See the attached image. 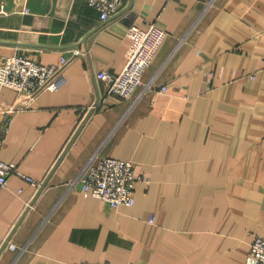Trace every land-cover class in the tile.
Instances as JSON below:
<instances>
[{
  "label": "crops",
  "instance_id": "1",
  "mask_svg": "<svg viewBox=\"0 0 264 264\" xmlns=\"http://www.w3.org/2000/svg\"><path fill=\"white\" fill-rule=\"evenodd\" d=\"M12 3L0 0V60L69 64L58 90L9 124L0 113V160L23 176L0 190V264H244L264 235V0H122L105 22L88 0ZM150 24L166 38L140 96L106 95L96 74L119 73ZM16 97L0 88V105ZM96 154L149 180L132 206L70 186Z\"/></svg>",
  "mask_w": 264,
  "mask_h": 264
},
{
  "label": "built area",
  "instance_id": "2",
  "mask_svg": "<svg viewBox=\"0 0 264 264\" xmlns=\"http://www.w3.org/2000/svg\"><path fill=\"white\" fill-rule=\"evenodd\" d=\"M121 1L88 0V3L97 10L99 19L105 22L119 12ZM163 1L167 3L182 0ZM133 38L136 46L123 69L117 74L101 71L95 76L97 84L103 82L107 85L106 95L119 100H130L143 86V72L163 44L166 32L155 24H150L146 29L134 27ZM73 53L78 56L81 51L74 50ZM68 64L69 60L62 57L58 64L43 65L24 52H16L0 60V88L12 89L17 93L16 101L12 105H0V113L7 116L8 124L16 113L28 109L42 92L58 90L65 82L63 71ZM159 91L166 92L167 87L162 86ZM98 93L97 89L98 96L88 107V111L94 110L103 101L100 100ZM140 94L141 92L135 98ZM13 174L22 176L16 164L0 160V190L6 186L9 177ZM26 179L35 189L44 185V180ZM148 181L134 173L131 162L96 154L82 168L79 176L70 183V186H78L81 193L98 198L108 206L116 208L132 206L135 202V184ZM5 244L11 249L16 248L8 241ZM77 264L109 263L78 262ZM244 264H264V235L254 236Z\"/></svg>",
  "mask_w": 264,
  "mask_h": 264
},
{
  "label": "water",
  "instance_id": "3",
  "mask_svg": "<svg viewBox=\"0 0 264 264\" xmlns=\"http://www.w3.org/2000/svg\"><path fill=\"white\" fill-rule=\"evenodd\" d=\"M7 2H8V6L7 7H5V10H10L12 7H13V0H7Z\"/></svg>",
  "mask_w": 264,
  "mask_h": 264
}]
</instances>
